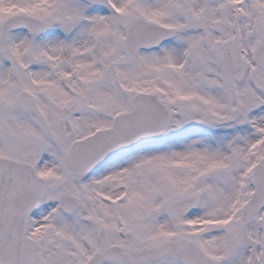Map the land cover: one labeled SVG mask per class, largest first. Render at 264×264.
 <instances>
[{
  "label": "snow or ice",
  "instance_id": "obj_1",
  "mask_svg": "<svg viewBox=\"0 0 264 264\" xmlns=\"http://www.w3.org/2000/svg\"><path fill=\"white\" fill-rule=\"evenodd\" d=\"M0 264H264V0H0Z\"/></svg>",
  "mask_w": 264,
  "mask_h": 264
}]
</instances>
